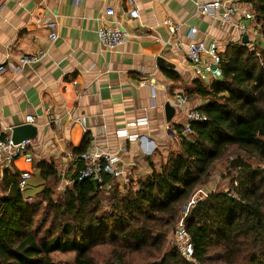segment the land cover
<instances>
[{"label":"crops","instance_id":"obj_1","mask_svg":"<svg viewBox=\"0 0 264 264\" xmlns=\"http://www.w3.org/2000/svg\"><path fill=\"white\" fill-rule=\"evenodd\" d=\"M197 1L0 0V66L5 68L0 79V129L11 136L16 126L30 124L37 129L28 156L9 163L0 155V195L5 172L31 173L38 161L54 163L64 189L70 182L65 176L74 167L73 150L85 137L88 151L118 153L127 163L132 183L178 152L184 117L174 108V95L186 92L185 110H197L206 102L187 93L196 80L185 56L187 45L194 40L216 42L223 52L229 45L242 44L245 35L251 45L258 37L254 19L237 14L224 24L212 14H202ZM230 1L241 12L253 14L250 0ZM109 8L114 11L111 16L106 14ZM48 17L57 23L53 42L48 31L36 28L37 19ZM166 21L177 28L176 35L170 34ZM102 25L120 27L130 38L109 50L98 40ZM240 27L246 28L244 33ZM38 52L43 53L39 63H17L20 55ZM171 73L179 80H173ZM143 81L155 83V90L143 86ZM167 103L175 109L169 122L164 112ZM28 116L35 122L27 123ZM135 134L144 139L128 141L126 135ZM209 179L202 189L210 193L221 177ZM37 189L32 188V193Z\"/></svg>","mask_w":264,"mask_h":264},{"label":"trees","instance_id":"obj_2","mask_svg":"<svg viewBox=\"0 0 264 264\" xmlns=\"http://www.w3.org/2000/svg\"><path fill=\"white\" fill-rule=\"evenodd\" d=\"M250 5L259 47L229 45L221 54L222 79L192 82L187 93L206 101L196 110L205 120L192 123L190 134L179 127L180 150L133 187L124 192L111 179L102 188L93 179L80 180L83 164L77 159L64 189L53 162H34L31 178L38 180L30 178L23 190L20 173L5 172L0 264H60L52 257L56 252L74 253L72 264H97L92 255L97 243L119 251L102 264H129V253L165 242L185 203L222 162L228 189L207 194L185 219L194 262L174 248L153 264H207L218 245L213 257L224 264H264V0ZM170 77L179 80L176 73ZM88 142L85 137L73 150L76 156ZM41 204L45 216L35 219Z\"/></svg>","mask_w":264,"mask_h":264},{"label":"built area","instance_id":"obj_3","mask_svg":"<svg viewBox=\"0 0 264 264\" xmlns=\"http://www.w3.org/2000/svg\"><path fill=\"white\" fill-rule=\"evenodd\" d=\"M199 11L202 14H212L217 17L222 23L228 24L232 22L233 18L237 14H241L246 19H254L252 13L248 11H242L237 9L236 6L230 0H198L196 3ZM106 14L111 16L114 14L113 9L109 8L106 10ZM132 16L136 13L132 12ZM37 30H46L49 33V41L53 42L57 39L56 33L57 23L56 21L48 17L47 19H37ZM165 24L171 35L177 34V28L170 21H166ZM243 33L245 27H240ZM195 34V31L191 30V36ZM97 36L100 43L109 50H115L123 46L130 38L129 34L120 27H111L108 25H102L97 29ZM180 49V45L177 46ZM221 50L216 42L207 43L204 41H191L185 50V56L188 64L191 67L193 76L201 81L207 79L220 81L222 79L221 70ZM43 57L42 52L35 54H23L17 59V63L21 66H32L40 62ZM4 67L0 66V79L4 73ZM143 86H149L152 91L155 90V83L142 82ZM172 103L176 111L183 114L184 124L182 132L186 134L191 133V124L194 122H203L205 120L196 110H185L187 98L183 94H176L172 99ZM27 123H34L35 118L28 116L26 118ZM137 125H140L136 123ZM10 130V129H9ZM128 141H134L136 139H144L143 136L139 135H126ZM32 145V141L26 140L24 142L15 144L12 141L10 131L0 129V155L5 157L6 161L12 163L14 160L20 157L28 156V149ZM120 151L124 152L125 147L121 146ZM75 159L79 160L83 164L81 170L80 180L82 179H93L99 186L109 187L107 180H116L125 182L127 176V163L118 153L95 149L93 151H85L74 156ZM29 160V157L27 158ZM31 178V173L24 171L20 174L18 186L23 190L26 186L27 181ZM207 194L203 189L198 190L193 194L190 199L183 206L180 216L177 220V227L174 232L175 246L181 253L182 257L189 262H194L193 259V245L191 237L185 227V219L190 211L196 206L199 201H202Z\"/></svg>","mask_w":264,"mask_h":264},{"label":"rangeland","instance_id":"obj_4","mask_svg":"<svg viewBox=\"0 0 264 264\" xmlns=\"http://www.w3.org/2000/svg\"><path fill=\"white\" fill-rule=\"evenodd\" d=\"M259 38H260V36L258 35L257 39H259ZM257 41L258 40H256L255 42H256V45H258V47H259V44ZM225 169H226V164L222 162V163H217V165L212 170L211 176H213V179H211V181H214V179L217 180L218 176L221 177V179L219 181L217 180L218 182L211 185L212 188L214 189V191H226L228 189L229 181L222 179V175L225 173ZM208 181H210V179H208ZM125 182H122L123 183L122 188L120 187V185L117 183L116 180H114V185L120 191L125 192V191H127L126 190L127 188L133 187V184H131L132 181L129 182L128 178L126 179ZM202 187H201V189H202ZM59 191H61V190H59ZM206 191H208V190H206ZM206 191H204V192L206 194H209V192H206ZM44 205L45 204H43V205L41 204L42 209L39 210V212H38L39 215H37V217L35 219L43 218V216H45ZM50 223H51V218H48V221L46 223V227ZM176 227H177V222L173 225V229L169 233V235L167 236L165 242L160 244L159 247H156V248L155 247H153V248L146 247V248H143L142 250H140L138 252L129 253L128 263L129 264H153L155 262L161 261L162 255L164 253L170 252V251H172V249L176 248L175 241H174V232H175ZM45 231H47V229H44V233H45ZM92 251H93L92 255H93L97 264H102L104 262H107L109 259H112L114 255L119 253V251L112 249L108 243H104V244L97 243V244L93 245ZM219 251H220L219 245L210 251L209 255L211 258L208 260L207 264H224L223 261L219 260L220 257H217L216 259L213 257L214 255L219 253ZM52 257L57 263L72 264L73 260H74V253L56 252L52 255ZM237 264H239V263H237ZM241 264H243V263H241Z\"/></svg>","mask_w":264,"mask_h":264},{"label":"water","instance_id":"obj_5","mask_svg":"<svg viewBox=\"0 0 264 264\" xmlns=\"http://www.w3.org/2000/svg\"><path fill=\"white\" fill-rule=\"evenodd\" d=\"M247 43H248V38L245 35L242 38V44H247ZM164 112H165L166 120L169 122L175 114V109L170 105V103H167L164 107ZM36 135H37L36 127L30 124L16 126L12 129V141L15 144L24 142L26 140L33 141Z\"/></svg>","mask_w":264,"mask_h":264}]
</instances>
